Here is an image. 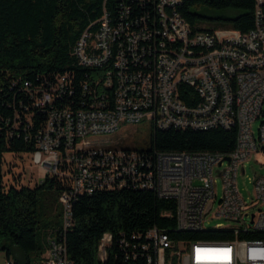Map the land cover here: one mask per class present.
<instances>
[{"label": "built area", "instance_id": "1", "mask_svg": "<svg viewBox=\"0 0 264 264\" xmlns=\"http://www.w3.org/2000/svg\"><path fill=\"white\" fill-rule=\"evenodd\" d=\"M184 1L120 0L116 13L105 9L98 28L87 29L74 45L72 55L93 70L90 75L26 80L8 103L14 112L10 134L35 139L29 154L44 178L70 181L59 196L62 226L49 234L37 264H74L66 243L74 204L80 196L115 189L150 190L176 203L174 214L163 213L175 218V229L154 225L123 233L125 263L264 264V176L255 178L250 201L237 186L242 165L264 151V0H256L255 24L247 32L192 24L180 11ZM90 106H99L100 114L90 116ZM115 106L127 109V117L104 114V107ZM129 107L149 108L155 129L236 128L235 147L189 152L112 145L104 134L144 119L132 117ZM37 112L46 118L33 134ZM76 145H84V152H76ZM5 180L14 182V174ZM214 218L221 221L211 224ZM188 227H198V235H186ZM112 244V233H105L101 264ZM0 264L16 262L6 256Z\"/></svg>", "mask_w": 264, "mask_h": 264}, {"label": "trees", "instance_id": "2", "mask_svg": "<svg viewBox=\"0 0 264 264\" xmlns=\"http://www.w3.org/2000/svg\"><path fill=\"white\" fill-rule=\"evenodd\" d=\"M119 1L0 0V251L7 250V257L10 245H17L26 255L25 264L41 261L49 234L62 226L59 220L47 218V213L70 185L69 179L60 175H46L33 187L20 183L15 174L14 182L6 183L5 153H30L36 148L34 138L10 134L9 119L14 112L8 103L26 80L39 83L43 77L73 72L79 81L90 75L93 70L79 66L72 50L87 29L98 28L105 9L116 13ZM180 11L189 22L199 25L208 19L202 12H213L217 14L213 19L224 23L221 27L247 32L255 24L256 0H185ZM182 97L189 102L185 92ZM115 108L104 107V111ZM88 109L100 111L99 106ZM45 118L44 112H37L33 134ZM236 139V128H154L151 142L160 150L230 152ZM73 211L74 224L66 243L74 264H101L98 247L107 232L112 233L113 244L106 264H134L123 260L119 247L123 233L145 232L154 225L175 229V218L163 216L165 211L175 213V201L160 198L150 190L115 189L83 195ZM41 228L45 243L39 239ZM186 235H198V231H186ZM204 237L217 238L211 234Z\"/></svg>", "mask_w": 264, "mask_h": 264}, {"label": "rangeland", "instance_id": "3", "mask_svg": "<svg viewBox=\"0 0 264 264\" xmlns=\"http://www.w3.org/2000/svg\"><path fill=\"white\" fill-rule=\"evenodd\" d=\"M202 15L207 17L204 25L208 27H221L224 23L218 22L213 18L217 15L213 12H202ZM225 26H228L225 24ZM229 27V26H228ZM260 120H255L252 123V128L256 134H258V128ZM154 125L151 120L144 118L140 122L133 123H121L120 127L112 133L104 134L106 140L109 139L112 145L119 147L149 149L152 147V134ZM264 145V144H262ZM84 146V145H83ZM5 163L3 169L6 172L7 178L12 179L13 174L19 176L20 183L35 186L37 182H40L44 178V170L32 160V155L26 152L19 154L7 152L5 153ZM245 171H242V167L237 175V186L242 196L250 201L254 193V180L259 176H264V151L259 150L252 153L250 159L243 165ZM218 194L222 195V184L218 181ZM264 209V203L260 205ZM45 216H43L44 218ZM51 217L55 221L63 222L62 205L59 202L54 203L50 211L47 213V218ZM46 218V219H47ZM221 220L214 218L211 220V224L220 222ZM39 239L41 243H45L46 236L44 235V228L40 229ZM7 256V250L0 251V260L5 259ZM10 258L15 259L21 264L26 263V255L24 251L17 245H10ZM31 264H35L33 261Z\"/></svg>", "mask_w": 264, "mask_h": 264}, {"label": "bare ground", "instance_id": "4", "mask_svg": "<svg viewBox=\"0 0 264 264\" xmlns=\"http://www.w3.org/2000/svg\"><path fill=\"white\" fill-rule=\"evenodd\" d=\"M90 116H97L100 111L88 109ZM104 114H116L118 117H127V109L122 106H116L114 110H105ZM129 114L134 118H150V110L147 107H129ZM76 152H84L83 145H76ZM186 231H198V227H188Z\"/></svg>", "mask_w": 264, "mask_h": 264}]
</instances>
